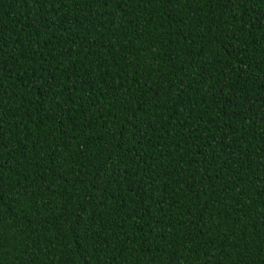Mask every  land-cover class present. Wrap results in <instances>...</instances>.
I'll list each match as a JSON object with an SVG mask.
<instances>
[{
    "label": "trees",
    "instance_id": "obj_1",
    "mask_svg": "<svg viewBox=\"0 0 264 264\" xmlns=\"http://www.w3.org/2000/svg\"><path fill=\"white\" fill-rule=\"evenodd\" d=\"M0 264H264V0H0Z\"/></svg>",
    "mask_w": 264,
    "mask_h": 264
}]
</instances>
